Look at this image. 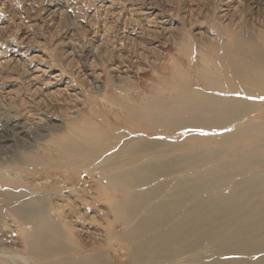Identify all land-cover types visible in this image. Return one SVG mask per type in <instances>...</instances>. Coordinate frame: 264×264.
<instances>
[{"label":"rangeland","instance_id":"obj_1","mask_svg":"<svg viewBox=\"0 0 264 264\" xmlns=\"http://www.w3.org/2000/svg\"><path fill=\"white\" fill-rule=\"evenodd\" d=\"M230 42L264 47V0H0V264H142L151 254L133 257L125 213L137 224L138 208L168 200L173 186L150 202L133 197L193 177L140 186L152 174L142 166L220 153L189 168L204 171L232 153L236 162L258 155L249 143L264 141V130L224 140L264 122V101L224 71L226 55L237 54ZM188 93L239 120L224 131L181 129L176 110ZM130 105L151 114L141 124L153 135L130 133ZM33 203L39 220L28 225L22 209ZM40 226L51 242L33 246ZM177 251L172 262L187 264Z\"/></svg>","mask_w":264,"mask_h":264},{"label":"bare ground","instance_id":"obj_2","mask_svg":"<svg viewBox=\"0 0 264 264\" xmlns=\"http://www.w3.org/2000/svg\"><path fill=\"white\" fill-rule=\"evenodd\" d=\"M241 36L235 39L240 41L239 38L242 40ZM243 45L239 47V44H237V50H235L233 44L231 45L235 54H237L234 55V58L232 54H227L226 59L224 57V71L226 67V71L230 74L229 76L249 86V90L245 92L246 95L264 101V47L260 48V46V49L250 50V48L246 49ZM231 50L233 49L231 48ZM215 68L218 69L217 67ZM219 71L221 73V70ZM196 82L198 83L197 80ZM215 82L219 81L215 80ZM223 82L226 83L225 81ZM238 83L236 84L238 85ZM228 84L231 85V83ZM235 103L233 104L234 106L242 104V102H238L239 104ZM181 104L180 109L176 110V114L181 115L182 118L181 123L178 125L181 129L190 127L195 130H206L209 132L221 131L228 129L236 120H239L236 116L235 118L231 116L220 119L222 114L226 113V110L222 104L217 106L218 104L216 103L217 105H215V100L213 102L209 97L205 101L194 103L189 98L188 93ZM261 105L264 106V103H261ZM247 107L244 108L247 109ZM137 109L138 107L134 105L126 108L125 112H128L131 119L135 120V126L131 125L127 129H129L130 133L144 132L149 134L148 128L150 126L148 128L143 126L141 121H148L147 119L150 118L151 114L145 115L146 117L141 116V114L136 112ZM249 109L252 110V108ZM251 110H246L248 112L246 114L249 115ZM235 111L237 112L238 110L236 109ZM216 117L217 119L219 118V121H217ZM257 118L263 120V113H260ZM250 124H252L251 121ZM261 124L253 128L251 126L254 125H251L252 129L249 130H240V127H238L239 132L226 135L227 138H224V140H226L225 142L242 140V138L245 140L246 137L244 136L246 134L253 135L252 137L248 136L253 139L256 134L257 136L260 134L259 131L264 130H261L262 127L264 128V125L261 126ZM157 128L170 127L161 124L157 125ZM246 128L248 129V127ZM149 135H153V133ZM249 144L248 151L261 149V152L256 156L254 154L248 159L245 158L246 160L243 162L234 161L233 157L235 155L232 153L226 157V161L222 162V164H217L216 168L211 170L203 171L197 170L196 167L189 168L194 163H197L194 161L209 160L212 162L216 157L221 156L218 152L211 153L208 156H201L200 154L186 156V154L185 156L176 155L170 157V159L169 157H163L164 159L156 164H145V166H142V169L150 170L152 174L149 180L141 181L140 186L149 185L156 180L177 176V174L184 175L189 173L193 174V177L181 181L176 178H170L168 182L162 184L164 186L150 189L134 196L135 198L133 197L136 205L139 202L140 204L141 202L144 203V201L150 202L161 196V187L164 189L173 186L172 189L166 191L168 200L156 204L149 210H144L143 205L142 207L138 206V213H141V217L137 224L131 223L133 217L129 212L125 213L124 223L127 233L124 238L129 243V250L133 257L147 252L151 256L147 257L142 264H167V262H175L174 255L176 254L175 258L179 257L180 252L177 253V250L181 251L182 249L183 254H186V260L182 262L187 264H264V141L258 142L255 137ZM175 149L176 147L172 146L167 151H174ZM160 153H166V150ZM150 156H145L141 159H151ZM29 163L38 165L36 162L29 161ZM38 166L41 167L40 164ZM136 186L138 187V185ZM33 205L35 204L33 203L22 209L24 217L29 219L28 225L35 224L39 220L37 219L39 207H34ZM119 206L120 204H115L114 208L118 210ZM33 236L35 237V241L32 243L33 246H44L51 242L49 234L46 235L41 226L37 227ZM188 244L191 247L183 248V246ZM192 251H196V254H188ZM159 252L164 253L165 257L157 255ZM87 264L92 263L88 262Z\"/></svg>","mask_w":264,"mask_h":264}]
</instances>
